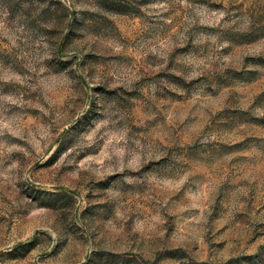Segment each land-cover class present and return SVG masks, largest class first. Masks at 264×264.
Listing matches in <instances>:
<instances>
[{"label":"rangeland","instance_id":"obj_1","mask_svg":"<svg viewBox=\"0 0 264 264\" xmlns=\"http://www.w3.org/2000/svg\"><path fill=\"white\" fill-rule=\"evenodd\" d=\"M0 264H264V0H0Z\"/></svg>","mask_w":264,"mask_h":264}]
</instances>
